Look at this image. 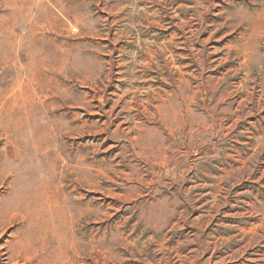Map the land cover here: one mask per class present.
Wrapping results in <instances>:
<instances>
[{
  "label": "rangeland",
  "instance_id": "1",
  "mask_svg": "<svg viewBox=\"0 0 264 264\" xmlns=\"http://www.w3.org/2000/svg\"><path fill=\"white\" fill-rule=\"evenodd\" d=\"M0 264H264V0H0Z\"/></svg>",
  "mask_w": 264,
  "mask_h": 264
}]
</instances>
